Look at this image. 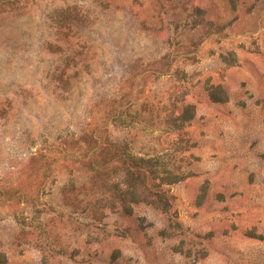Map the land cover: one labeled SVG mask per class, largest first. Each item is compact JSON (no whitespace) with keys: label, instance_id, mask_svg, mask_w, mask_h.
Segmentation results:
<instances>
[{"label":"rangeland","instance_id":"rangeland-1","mask_svg":"<svg viewBox=\"0 0 264 264\" xmlns=\"http://www.w3.org/2000/svg\"><path fill=\"white\" fill-rule=\"evenodd\" d=\"M0 264H264V0H0Z\"/></svg>","mask_w":264,"mask_h":264}]
</instances>
